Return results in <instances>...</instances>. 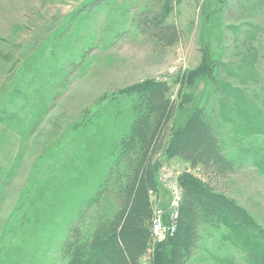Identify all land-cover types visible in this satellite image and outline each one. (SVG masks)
Masks as SVG:
<instances>
[{"label": "rangeland", "instance_id": "1", "mask_svg": "<svg viewBox=\"0 0 264 264\" xmlns=\"http://www.w3.org/2000/svg\"><path fill=\"white\" fill-rule=\"evenodd\" d=\"M160 1L0 0V176L1 172L6 174L16 166L13 177L0 184V264L61 263L58 250L61 236L51 237V225L46 228L40 226L39 221H33L40 216L36 214L40 205L55 202L51 190L64 178L75 176L73 169L78 167L75 157L79 143L84 142L82 133L90 126L89 122L97 118L95 112L103 110L106 116H112L127 108L121 102L126 97L121 93L123 89L150 79L166 84L170 113L163 130L149 146L151 163L165 152L169 128H177L195 108L206 102L188 83V79H196L203 73L196 74L203 61L204 39L209 41L213 57L205 94L230 86L241 91L242 96L250 100L251 107L264 115L263 97L255 100L253 92L246 91L245 84L229 76V71L235 76L243 75L241 67L237 70L231 59L235 60L234 55L241 50L243 42L255 33L253 28L264 27V14L255 10L258 0H166L163 17H160V9L164 0ZM261 7L264 8V2ZM146 15L148 18L158 15L155 19L159 26L157 33H148L145 27L137 26L134 18ZM257 36L264 44V33ZM253 43L257 46L255 41ZM236 58L242 65V57ZM49 62L60 68L55 69ZM251 64L254 65L255 60H251ZM60 65L66 67L61 69ZM260 65L262 69L258 71L264 81V61ZM16 88L18 95L10 97ZM189 91H192L191 96L187 95ZM228 96L226 93L225 100ZM229 100L231 105L238 104L234 98ZM210 105L211 101L202 109L209 111ZM15 107L17 113H13ZM36 111H43L38 120ZM223 113L220 115L224 121L222 119L220 124H226L228 116L234 122L248 121L240 115ZM11 115L17 118L9 120ZM74 127L80 128L76 134ZM102 133L109 136V131ZM248 133L249 128L245 127L242 134L245 139L240 138L239 144H250L251 152L263 154L259 146L264 136ZM97 138H93L96 146ZM223 138V154L230 158L225 163L214 161L208 166L196 161L194 164L192 157L197 153L204 158V152L195 141H191L186 151L177 152L182 156L173 155L168 160L162 157L164 162L155 172L159 183L157 193H148L151 228L157 211H161L163 217L159 207L163 194L168 196L173 210V223L176 227L179 221L183 224L179 209L183 207L185 189L179 178L184 174L243 208L264 227V174L258 162H232L245 150L238 148L237 137L230 129L224 132ZM214 139L211 134L204 143L215 148L218 142ZM229 139L234 145L226 142ZM228 166L237 170L224 171ZM63 167L71 170L67 177L62 175H65ZM29 194L31 198L27 200ZM175 196L179 198L177 208L171 205ZM104 197L106 201L100 200L88 209L78 224V229L85 234L104 230L99 224L105 202L111 207L120 205L112 193ZM49 210L53 212L51 207ZM208 226L202 223L198 228L197 248L186 264H247L246 248L229 229ZM22 238L33 240L24 244ZM49 239L53 241L51 244ZM157 244L151 232L142 254L132 258L134 263L153 264Z\"/></svg>", "mask_w": 264, "mask_h": 264}, {"label": "trees", "instance_id": "2", "mask_svg": "<svg viewBox=\"0 0 264 264\" xmlns=\"http://www.w3.org/2000/svg\"><path fill=\"white\" fill-rule=\"evenodd\" d=\"M263 2L264 0L256 2V13L264 14V8L261 7ZM163 3L160 17H163L162 11L166 9L168 1L164 0ZM259 8L260 10H258ZM157 16L151 15L152 18H148L149 16L146 15L134 18V20L138 27H145L148 33H152V31L157 33L159 27L155 20ZM253 30L255 33L249 35L250 40L244 41L241 50L239 49L234 55L235 60L231 59V64L237 70L241 67L240 74L242 73L244 76L240 77L239 73L235 76L232 71H229V76L245 84L246 91L253 92L255 100H260V97L264 99V81L261 80L259 73V69H262L261 61H264V44L257 35L264 33V27L257 26ZM60 31L58 32L59 36ZM201 50L203 61L195 73L198 74L200 71L203 73L198 74L199 77L196 79H188V83L206 102L201 107L195 108L193 114L185 122L182 121L183 123L181 122L177 128L175 126L169 128L165 152L158 156L153 164L148 149L154 141V137L163 130L170 113L168 97L165 95L168 89L166 84L151 79L135 83L121 92L126 94V97L121 100L127 107L126 109H121L112 116L111 114L106 116L103 110L102 112L97 111L95 112V117H97L94 119L95 121L87 123L90 126H86L85 132L82 133L84 142L79 143L78 153L75 157L78 165L75 167L76 169H73L75 176L69 175V178H64L51 190V195L55 196V202H45L46 206L40 205L39 213H36L40 216H37L39 218L33 221L34 223L39 221L40 226L45 225L46 228L51 225V237L61 236L58 243L62 260L60 264H136L132 258L142 254L146 242L151 236L152 209L148 193L149 191L157 193L159 183L155 172L164 162L162 157L168 160L173 155L182 156L177 152L186 151L192 145L191 141H195L201 152H204V158L200 157V153H197V156L194 155L195 158L191 156L194 164L202 162L208 163L210 166L214 161L215 163H225L230 160L223 154L225 131L227 133L230 129L234 132L238 144L240 138L245 139L242 135L245 127L249 128L248 134L264 136V115H261V111L251 107L250 100L243 97L241 91L225 86L220 90L217 89V93L212 92L210 95L208 94L209 96L205 94L213 64L207 39H204ZM237 56L242 57V65L236 58ZM247 59L250 60L246 61ZM251 60H255L254 65L251 64ZM49 65H53L55 69L60 68L54 62H49ZM60 66L61 69L66 67V65ZM17 91L18 88L13 89L14 93L10 97H14ZM191 92H187V95L191 96ZM226 93L229 96L225 100ZM233 98L237 100L238 104H230L229 99ZM210 101L212 105H210L209 111L205 108L202 109ZM261 104L264 108V100ZM224 111L228 114L242 116L248 120L246 121L248 124L242 121L234 122L227 115L225 116V118L227 117L226 124H220L219 122H222L223 119L220 114H224ZM14 112L17 113L16 107L13 109ZM40 112L43 111L35 112L37 120L43 114ZM204 116L208 119H205ZM15 118L17 117L11 115L8 119ZM206 120H213V122L210 123ZM108 124L110 125L105 126ZM231 125L232 127H230ZM110 127L112 130H109ZM79 129L74 127L73 132L76 134ZM102 131H109V136H104ZM211 134L214 135V141L218 142L215 148L204 143ZM94 136L98 137L96 139L99 143L98 146L93 139ZM99 137L101 138L99 139ZM226 142L234 145L233 140L229 139ZM250 147H252L250 144L246 146L239 144L238 148H242L245 152L238 159L233 157L234 161H231H241L244 164L251 161L258 162L261 172L264 174V139L261 140L259 146L263 154L256 150V152H251ZM17 159L16 163L20 160ZM15 167L8 170L6 174L1 172L0 184L4 179L8 180L13 177ZM235 170L237 169H232L229 166L224 169V171L230 172H235ZM62 171L65 173V175L62 174L63 177H67V174L71 172V170H65L64 167ZM179 183L185 189L183 207L179 209L180 220L183 217L184 221L182 225L180 221L178 222L176 232L172 236L157 244L153 264H186L190 260L189 257L193 253V249L197 248L196 243L200 237L198 228L202 223L208 224V227L213 229L223 227L229 229L246 248V263L264 264L263 226L255 222L246 210L233 205L222 195L215 194L209 187L190 175H182L179 178ZM111 193L112 196L119 199L120 205L115 207L112 204L111 207L109 203L105 202L104 214L100 217L102 220L99 219L101 221L99 227L103 226L104 230L93 231L89 234L79 230L81 228L78 229V224L83 220L87 210L100 200L106 201V198L102 197L104 194L108 196ZM28 196L27 200L31 198L30 194ZM160 197L159 207L163 210L162 220L166 226H169L172 222V210L167 201L168 196L163 194ZM47 204H50L53 212L48 211L50 207ZM36 207L38 205L34 209ZM107 223L110 225L108 226ZM32 240L26 238L23 240L22 238L24 244H29ZM51 241L49 239L48 243L51 244L53 242Z\"/></svg>", "mask_w": 264, "mask_h": 264}, {"label": "built area", "instance_id": "3", "mask_svg": "<svg viewBox=\"0 0 264 264\" xmlns=\"http://www.w3.org/2000/svg\"><path fill=\"white\" fill-rule=\"evenodd\" d=\"M172 72L173 71H171V73ZM162 188L164 189V187H162ZM150 193H152V191H150ZM174 194L175 195L177 194L176 189H174ZM176 197L177 196H175V198ZM175 198L172 199L171 205H175V208H177L178 204H179V198L178 197L176 199ZM156 214L157 215L155 216V218L153 220V223H152L151 232H152V235H153V238L155 239V241L158 242V243H161V242L165 241L168 238V235L174 234L176 226H175V223H173V221L171 222V225L166 226L163 223L162 216H161V211H157ZM172 215H173V210H172Z\"/></svg>", "mask_w": 264, "mask_h": 264}]
</instances>
